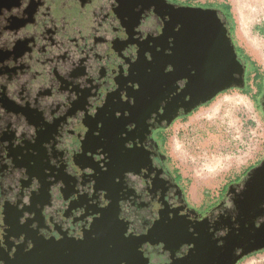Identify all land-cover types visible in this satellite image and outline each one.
Listing matches in <instances>:
<instances>
[{
	"label": "flooded vegetation",
	"instance_id": "obj_1",
	"mask_svg": "<svg viewBox=\"0 0 264 264\" xmlns=\"http://www.w3.org/2000/svg\"><path fill=\"white\" fill-rule=\"evenodd\" d=\"M188 7L214 8L0 0V264L70 261L100 245L138 264H236L264 249H253L264 198L247 207L248 177L199 204L164 148L172 124L203 105L184 115Z\"/></svg>",
	"mask_w": 264,
	"mask_h": 264
},
{
	"label": "rangeland",
	"instance_id": "obj_2",
	"mask_svg": "<svg viewBox=\"0 0 264 264\" xmlns=\"http://www.w3.org/2000/svg\"><path fill=\"white\" fill-rule=\"evenodd\" d=\"M217 8L232 29V42L246 62L243 85L225 88L177 119L165 132L164 148L197 203L212 202L229 182L247 176L264 159V0H180ZM229 6L230 19L221 9ZM192 109L185 114H188ZM246 171V172H245ZM231 185V184H230ZM229 185V186H230ZM236 264H264V249Z\"/></svg>",
	"mask_w": 264,
	"mask_h": 264
},
{
	"label": "water",
	"instance_id": "obj_3",
	"mask_svg": "<svg viewBox=\"0 0 264 264\" xmlns=\"http://www.w3.org/2000/svg\"><path fill=\"white\" fill-rule=\"evenodd\" d=\"M188 8L191 10L182 18V61L184 65L192 62L195 72L188 82L191 99L184 112L211 99L219 91L232 85L241 86L244 82V64L237 56L228 27L218 16V10ZM261 106L264 110V93ZM247 177L245 203L247 207H252L264 198V159L247 172ZM262 246L264 244H259L253 249ZM137 256L121 245L110 248L100 245L95 251L83 246L77 247L71 255V263L63 259L64 256L54 255L52 260L41 264H118L122 260L126 264H138Z\"/></svg>",
	"mask_w": 264,
	"mask_h": 264
},
{
	"label": "trees",
	"instance_id": "obj_4",
	"mask_svg": "<svg viewBox=\"0 0 264 264\" xmlns=\"http://www.w3.org/2000/svg\"><path fill=\"white\" fill-rule=\"evenodd\" d=\"M221 9H222V12L224 13V15L226 16L227 19H230V13H229V6L226 5V4H221ZM229 32H230V36L232 34V29H231V26L229 27ZM261 32L264 33V29H261ZM232 38V36H231ZM235 51L237 53V56L241 57L243 60L247 61L250 63V65L253 64V62L250 60V58L244 54H242L241 50L235 46ZM246 172V171H245Z\"/></svg>",
	"mask_w": 264,
	"mask_h": 264
}]
</instances>
